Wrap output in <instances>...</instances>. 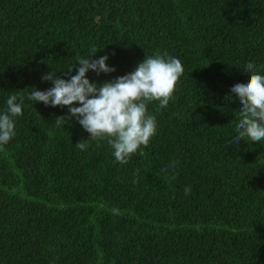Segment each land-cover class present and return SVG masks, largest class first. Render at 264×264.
Here are the masks:
<instances>
[{
	"label": "trees",
	"instance_id": "1",
	"mask_svg": "<svg viewBox=\"0 0 264 264\" xmlns=\"http://www.w3.org/2000/svg\"><path fill=\"white\" fill-rule=\"evenodd\" d=\"M93 50L116 69L90 70L97 84L157 52L184 67L126 165L75 120L57 126L67 107L27 100ZM248 62L264 74V0H0V113L25 97L0 145V264H264V141L231 143Z\"/></svg>",
	"mask_w": 264,
	"mask_h": 264
},
{
	"label": "clouds",
	"instance_id": "2",
	"mask_svg": "<svg viewBox=\"0 0 264 264\" xmlns=\"http://www.w3.org/2000/svg\"><path fill=\"white\" fill-rule=\"evenodd\" d=\"M96 53L93 50L88 58H78L76 66L64 72L66 79L53 71L43 75L41 79L53 86L43 91L33 88L27 100L53 108L67 107L69 115L57 117L54 121L57 126L63 125L65 119L75 120L90 134V140L106 141L113 149L115 160L126 165L134 155L142 156L143 149L157 134V120L149 113L148 105L158 101L160 108H165L174 100L184 67L180 59L166 51L157 52L153 56L146 55L130 73L97 84L87 78L90 70L99 76L116 69L109 67L108 55L94 59ZM73 70H76L75 75ZM244 71L249 75L248 81L237 83L230 90V95H234L240 105L236 135L231 140L237 145L241 140L264 141V74L255 70L253 62L245 64ZM24 103L23 95L12 94L6 100V110L0 113V145H6L15 137V118L23 115ZM76 147L86 150L88 144L81 140ZM177 163L172 161L164 171L174 170ZM138 173L139 170L137 176ZM133 183H138V179ZM191 192V187L186 186L185 195ZM112 211L119 212L118 209Z\"/></svg>",
	"mask_w": 264,
	"mask_h": 264
}]
</instances>
